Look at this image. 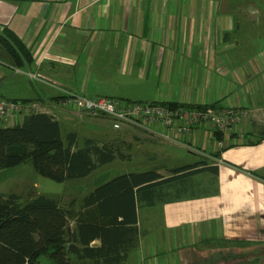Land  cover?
Segmentation results:
<instances>
[{
  "label": "crops",
  "instance_id": "crops-1",
  "mask_svg": "<svg viewBox=\"0 0 264 264\" xmlns=\"http://www.w3.org/2000/svg\"><path fill=\"white\" fill-rule=\"evenodd\" d=\"M263 13L264 0H0V37L15 36L32 53V63L15 65L0 42V95L39 102L59 121L65 143L76 133L77 146L93 139L114 148L115 157L89 174L115 160L145 168L148 159L149 169L125 173L155 170L163 177L207 162L163 194H137L139 233L119 264H264ZM16 68L38 72L42 80ZM46 81L87 96L248 113L220 138L201 125L176 140H151L141 128L115 130L107 117L61 107L62 92ZM97 83H108L110 91L89 93ZM86 130L93 132L81 134ZM177 147L189 150L186 164ZM97 186L64 207L82 211Z\"/></svg>",
  "mask_w": 264,
  "mask_h": 264
},
{
  "label": "trees",
  "instance_id": "trees-1",
  "mask_svg": "<svg viewBox=\"0 0 264 264\" xmlns=\"http://www.w3.org/2000/svg\"><path fill=\"white\" fill-rule=\"evenodd\" d=\"M0 42L15 65L32 63L31 51L19 38L1 36ZM221 133L216 131L215 137L220 138ZM68 137L65 143L59 121L47 112L32 113L19 124L1 126L0 170L31 161L41 176L63 182L85 177L115 157L112 147L93 139L77 146L76 133ZM206 163L173 168L170 177L155 170L120 174L98 185L85 198L84 209L76 214L47 194L22 201L16 193H0V264H35L43 257L55 264H76L73 257L93 264H119L139 233L137 194L145 191L147 196L153 194L151 198L163 194L169 185L184 180L186 173ZM97 239L99 243L94 244Z\"/></svg>",
  "mask_w": 264,
  "mask_h": 264
},
{
  "label": "built area",
  "instance_id": "built-area-1",
  "mask_svg": "<svg viewBox=\"0 0 264 264\" xmlns=\"http://www.w3.org/2000/svg\"><path fill=\"white\" fill-rule=\"evenodd\" d=\"M16 70L26 73L32 79L42 80L38 72L20 68ZM48 83L62 92L59 100L61 107L90 116L107 117L115 130L124 127L141 128L149 136L167 141L176 140L201 125L212 127L214 134L216 131L224 133L235 130L248 113L247 108L239 107L222 111L212 106L170 107L159 101H131L107 95L87 96L68 86ZM36 112H44L37 101L15 100L0 95V127L1 122L7 120H15L19 124L25 116ZM240 133L243 134V131ZM35 264L46 263L39 261Z\"/></svg>",
  "mask_w": 264,
  "mask_h": 264
},
{
  "label": "rangeland",
  "instance_id": "rangeland-1",
  "mask_svg": "<svg viewBox=\"0 0 264 264\" xmlns=\"http://www.w3.org/2000/svg\"><path fill=\"white\" fill-rule=\"evenodd\" d=\"M257 43H260V41L258 40ZM110 87L111 86L108 83H102V84L97 83L94 84L95 89L90 91L89 93L105 94L106 92L104 91H110L109 90ZM130 99H135V98H130ZM179 107L181 106L179 105ZM184 107H188V106H184ZM19 122H21V120H19ZM15 124H17L15 120H7L3 123V126H12ZM107 130L110 132H114V129L109 125L107 127ZM92 132L93 131L86 130L85 132H81V134L92 133ZM92 135L89 136L92 137ZM149 138L151 139L152 137ZM63 139L66 141L65 133H63ZM82 140H83V136H80V143H82ZM154 140H159V139L155 138ZM166 152L169 155L170 151H166ZM175 152L179 156V158H181L184 161L183 163L185 164L187 161L192 159V156L190 155L188 149L177 147L175 149ZM164 160L165 162H168L165 158ZM116 161H119L123 166L120 167L116 166ZM114 162L110 163V165L103 166L94 170L91 174H89L86 177L58 182L38 174L33 166V163L31 161H28L17 166L3 168L0 170V193L20 191L19 194L21 195L22 201H24L27 199L28 196L39 194L40 192L36 190L39 189L41 190V193L45 192L50 196L58 198L61 201L62 205L64 206L65 201L68 202L69 200L74 198H78L80 200L84 195L86 196L90 192V190L94 189L97 185L105 182L111 177H114L118 174H122L125 172L149 169L152 166V163L148 159L146 160L147 166L145 168H137L136 167L137 164L133 162V160L130 161L115 160ZM169 165L170 166L168 167L175 166V164H169ZM163 170H165V168H163ZM101 178L103 179L101 180ZM43 180H46L48 184L47 183L41 184ZM31 185H36L34 186V188L36 189L33 190V187L32 188L30 187Z\"/></svg>",
  "mask_w": 264,
  "mask_h": 264
}]
</instances>
